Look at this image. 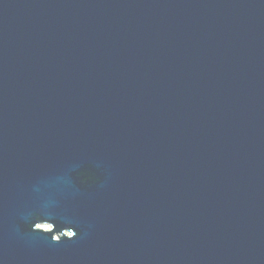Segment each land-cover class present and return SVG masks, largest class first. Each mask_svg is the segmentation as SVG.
<instances>
[{"label": "water", "instance_id": "obj_1", "mask_svg": "<svg viewBox=\"0 0 264 264\" xmlns=\"http://www.w3.org/2000/svg\"><path fill=\"white\" fill-rule=\"evenodd\" d=\"M0 264H264V0H0Z\"/></svg>", "mask_w": 264, "mask_h": 264}]
</instances>
